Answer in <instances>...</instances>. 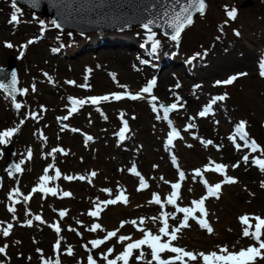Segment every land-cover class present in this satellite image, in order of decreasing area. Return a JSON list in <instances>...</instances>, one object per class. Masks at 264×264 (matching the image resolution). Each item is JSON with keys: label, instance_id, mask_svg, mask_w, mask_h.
<instances>
[{"label": "rangeland", "instance_id": "obj_1", "mask_svg": "<svg viewBox=\"0 0 264 264\" xmlns=\"http://www.w3.org/2000/svg\"><path fill=\"white\" fill-rule=\"evenodd\" d=\"M225 6L237 10L235 20L226 16ZM13 14L18 17L15 22L11 21ZM103 33L116 34L119 40L112 42L118 44L101 45L104 37L100 34ZM29 40L34 42L28 44ZM153 41L159 42L155 51L152 50ZM6 43L13 47H6ZM197 54L200 56L192 59ZM262 57L264 0H206L205 14L194 18L193 24L181 33L179 41L141 27L74 36L62 32L45 16L17 4L13 7L11 0H0V67L13 62L19 91L18 98L13 100L0 90V132L18 128L7 143L0 144V247H5V252L0 254V264H43V260L55 264L57 259L61 264H87L89 254L97 264H106L101 259L102 253L113 248L109 259H114L123 251L124 245L117 243L120 235L136 240L142 238V232L125 224L117 237L96 249L89 241L102 239L107 231L119 228L121 221L137 220L139 224L141 217L145 218V223L139 226L157 233L162 225L148 218L158 217L161 211L173 213L175 207L165 203L161 209L159 205L149 204L152 194H159L163 201L171 192L170 184L179 180L178 170L183 171L185 179L180 182L181 199L177 205L191 206L192 200L206 194L200 178H193L194 170L202 169L209 160L226 165V174L238 182L224 185L219 199L210 197L205 201L206 219L213 228L211 234L190 220L191 227L178 234L173 246L193 253L218 252V246H226L234 252L250 245L258 247L254 239L242 235L245 226L238 217L247 214L264 218V188L261 187L264 172L251 163L253 157L264 159V152L252 153L243 147L237 151L228 136L233 134L240 121H245L249 140H255L264 149V130L259 124L264 121V78L256 77L252 66L256 63L258 67ZM227 63H237L239 67L235 65L231 68L233 71L219 67V64ZM240 72L247 75L232 85H215L217 80ZM149 76L156 78V88L160 86L170 93L168 98H158L155 102L157 112L152 111L149 95L140 100L126 97V93H137L146 86ZM85 84L88 87H81ZM23 89L27 92L22 94ZM113 92L125 95V98L101 101L96 105L86 103L68 120L58 121L72 106L68 97L86 99ZM225 94L227 98L217 101L207 117L197 115L212 98ZM177 97L183 107L170 112L169 120L182 138L166 150L170 128L168 121L163 120L159 106L176 103ZM142 100L147 101L146 108L136 104L143 103ZM16 103L21 105L19 109L15 107ZM121 114L129 127L123 141L118 136L123 126ZM33 115L37 118L33 119ZM157 115L161 119H156ZM135 116L140 118L133 119ZM190 117L195 119L190 120ZM190 123L195 127L185 131ZM62 126H65L63 130ZM200 127L202 131H199ZM88 135L93 139L85 143ZM201 139L212 140L213 144L204 147ZM236 142L244 143L239 137ZM218 145L222 146L219 150ZM6 147L14 150L18 163L24 160L23 170L12 177L6 172ZM53 148H61L67 155L53 153L47 156ZM29 150L31 159H27ZM244 155H249L248 164L242 161ZM173 156L176 166L172 164ZM237 162L240 166L233 168ZM49 164L54 165L49 175L54 176L56 169L61 172L59 179L47 185L57 188V195L32 193L30 200L25 202L23 196L31 193ZM133 166L144 177L148 188L137 191L139 178L130 172ZM93 171L97 173L95 177L90 175ZM67 175L84 176L85 179L68 181L63 178ZM203 175L213 185L223 179L218 173ZM16 189L21 195L14 196L19 202L13 204L8 196ZM101 189H109L111 194ZM120 190L128 197L127 205H109L99 218L86 215L87 210H94L97 202L114 198ZM64 191L72 195L62 197ZM9 206L15 208L14 213L7 210ZM116 209L122 210L121 213L111 214ZM60 211H66L67 215L61 218ZM36 215H40L45 223L36 221ZM176 215L177 220L169 218L170 226L177 225L183 217L182 213ZM29 219L33 221L31 226L26 223ZM8 223L13 227L5 237L2 229ZM93 223L101 224L105 231H87ZM52 224L60 226L59 235L50 227ZM69 228L75 231H69ZM58 239L60 249L56 251L53 246ZM261 240H264V229ZM69 247L73 250L72 256L66 254ZM143 251L144 258L138 261L135 257L140 250H134L129 264L151 261V250L144 246ZM160 255L165 260L175 256L169 252ZM187 264H202V261ZM255 264H264V259L258 257Z\"/></svg>", "mask_w": 264, "mask_h": 264}, {"label": "snow or ice", "instance_id": "obj_2", "mask_svg": "<svg viewBox=\"0 0 264 264\" xmlns=\"http://www.w3.org/2000/svg\"><path fill=\"white\" fill-rule=\"evenodd\" d=\"M33 3H38V0H33ZM177 5L179 6L177 8ZM13 7H15V0H13ZM206 9V0H186V2L182 3L181 0H175V4L172 6L171 11L169 9H165L163 12V17H166L165 23L167 26L172 30L171 34V40L173 41H179V38L181 36L182 31L188 26H191L193 24V14L198 13L200 15L205 14ZM17 11H19L17 9ZM226 16L230 20H235L237 17V10L235 8L228 9L227 6H225ZM18 20L17 15L13 14L11 16V21L15 22ZM153 21L149 20L147 24L144 25V27L147 29L149 27V24H152ZM227 23V21L225 22ZM58 27V25H57ZM149 31H151L149 29ZM237 36H239V33H236ZM151 39V37H150ZM34 41L29 40L27 43L32 44ZM159 42L153 41L152 43V50L155 51L158 47ZM6 47H13L11 43H6ZM22 47H26L22 46ZM200 54H197L192 59H196ZM259 68V75L264 78V57H262L258 63ZM247 73L240 72L236 73L234 75L229 76L225 80H217L215 82L216 86L220 85H232L234 82H236L240 77L246 76ZM87 79V77H85ZM68 84H74V81H66ZM15 84H16V74L12 73V81H11V91H15ZM156 85V80L152 79L148 81L147 85L142 87L138 93L132 94V93H126V97L131 100H140L144 99L145 97L142 94H148L150 96V103L152 107L153 112H157V105L156 101L158 98L154 95H151L153 87ZM179 87V84L176 85ZM81 87H88L87 84L81 85ZM126 87V86H125ZM0 88H5L4 84H0ZM35 91V88L32 89ZM27 92V89L21 90V93ZM125 95H122L120 93H112L109 95L104 96H93L88 97L86 99H76L73 97H68L69 103L72 105L68 109V114L58 118L59 120H68L70 116L73 115V113L77 112L80 107L85 105L86 103H91L93 105H96L100 103L101 101L108 102L110 100H116L119 101L121 99H124ZM226 94L221 96H216L211 99V101L203 107L201 111L198 112V116L201 118L207 117L211 112L213 105L217 103V101H223L225 100ZM176 103H172L168 106H165L161 104L160 110L163 111V120L168 121V126L170 128V131L167 133V139L165 141V148L168 150L171 146H174V141L177 139H181L179 131L175 127L172 126L171 120H169V113L173 112L178 109V107H183L182 104H179L180 98H176ZM15 107L19 109L21 105L19 103L15 104ZM33 119H36L37 117L35 115L32 116ZM135 117H133L134 119ZM156 119H161L159 115H157ZM191 119H195V117H190ZM121 120L123 126L120 128L118 136L120 141H123L125 137V133L129 131L128 123L126 120L123 119V114H121ZM23 123V121H21ZM65 126H62V130ZM195 127L194 124H188L185 128V131H187L190 128ZM246 128V122L240 121L233 132V134L228 136V140L233 144L234 148L237 151H241L243 148H249L252 153H256L258 151L264 152V149H261L260 146L257 144L255 140H249L248 133L245 131ZM18 131V128H11L6 131L0 132V144H5L8 142V140ZM72 131H78L77 129H72ZM239 137L241 141H243V145L236 142V138ZM196 138V137H194ZM93 139L92 136L88 135L85 137V143L88 141H91ZM201 144L204 145V147H207L209 145L213 144L212 140H203L201 139ZM188 147H191V145H188ZM222 147L220 145L217 146V149ZM53 153H61L63 155H67V153L61 149V148H53L51 152L47 153V156H52ZM32 153L31 150H29L27 154V159H31ZM242 161L244 164L249 163V155H244L242 157ZM24 163V160H21L20 163L15 164L14 170L15 172L19 173L23 169L21 168V164ZM251 163L259 168L261 172H264V159L253 157L251 159ZM172 164L176 166V158L175 156L172 157ZM240 166V162H237L236 164L232 165L233 168H237ZM54 167L53 164L47 165V167L44 168L43 174L39 176V182L36 186H34L31 189V193L29 195H24L23 200L27 202L31 198L32 193H44L45 195L51 194L52 196H56L58 189L54 187H48V183L50 181H54L56 179H59L61 177V172L59 169L55 170V175L51 176L49 175V170ZM156 167L155 165L153 166ZM178 167V166H177ZM226 168L227 166L224 164L215 163L214 161L209 160V163L205 165L202 169H195L194 170V176L200 178V183L203 184L204 188L206 189V194L201 196L199 199H195L191 201V206H185L180 207L177 205V201L181 199V181L185 179V173L183 171L178 170V176L179 180L178 182L171 183V192L166 196V198L162 201L161 197L157 193L152 194L151 200L148 201L149 204H156L161 207V209L164 207V204L172 205L175 207V212L168 213V212H160V215L158 217H149L153 223L159 221L162 226L158 228L157 233H153L151 230L140 227L139 225H143L145 223V218L141 217L139 219V224L137 220H131V221H121L119 228L107 231L106 235L102 239H94L89 241L93 249L98 248L99 246L105 244L107 241L111 240L114 237H117V233L119 232L120 228H123L125 224H131L134 227L137 228V231L142 232V238L133 240L131 236H125L120 235L117 238V243L123 244L124 248L121 253L115 256L114 259H109V256L113 253L114 249L109 248L106 253L101 254V259L106 261V264H117V261H122V264H129L130 258H132L133 251L134 250H140V254L135 257L136 260H141L144 258V251L143 247L146 246L148 249L151 250V261H148L147 264H152L153 261H155V264H176L177 261L180 262V264H187L189 261H202V264H255L257 258L264 259V240H261L262 235V229H264V218L259 216H249L245 214L244 216L238 217L239 222L244 225L245 227L242 230V235L244 237H249L251 239H254L257 244V246H249L248 248L240 249L238 252L229 251V249L226 246H218L219 251H212L209 253H193L191 251H186L182 247H176L173 246L172 242L178 239V234L186 228L191 227L189 221H195V223L201 228L206 230L209 234L213 232V228L210 226L208 220L206 217L208 216L207 209L205 207V201L208 200L210 197H214L215 199H219L222 193V188L224 185H231L235 184L238 181L234 177H230L226 174ZM130 172L134 174L136 177L139 178V187L137 188V191L144 190L148 188V184L145 181L144 177L136 170L135 166H133L130 169ZM207 172H213L218 173L220 176L223 177V179L217 183L210 184L207 179L204 178V173ZM13 173L12 171H9V175L11 176ZM91 177H95L97 173L95 171L91 172ZM65 180L72 181L74 179L84 180V176H72L67 175L63 177ZM163 180V177H161ZM91 182V181H89ZM165 183H169L165 181ZM261 187L264 188V181L261 182ZM101 191H104L106 193L111 194V190L109 189H101ZM191 191V189H189ZM21 193L19 192V189L14 190L13 193H10L8 196L9 201H12L13 204L18 203L19 201L14 199V196H20ZM62 197H70L72 193L68 191L62 192ZM117 203H123L127 205L128 203V197L124 194L123 190H120L117 195H115L112 199H107L104 201H99L95 204L94 210H90L87 215L94 218H99L100 214L104 209L109 205H116ZM10 213L15 212V208L12 206H9L7 209ZM199 213V216L196 215V213ZM176 213H182L183 217L179 219L178 224L175 226H170L168 223L169 218L172 220H177L178 217ZM30 214V213H26ZM66 211H60L59 216L63 218L66 216ZM36 221H39L41 223H45L42 220V217L40 215H36L34 217ZM252 221H255L253 224ZM28 226H31L33 221L32 219H29L27 222ZM79 224L80 222L77 221ZM13 225L11 223H8L6 227L2 229L3 236L7 237L10 233V230L12 229ZM54 229V231L59 235L61 228L58 224H52L50 225ZM171 228V230H170ZM253 231H250V229H253ZM105 231L102 228V225L99 223H93L89 228H87V231L90 232H96V231ZM69 231H75V229L69 228ZM79 235V233H78ZM163 237H167V240H163ZM125 241H130L127 244H124ZM54 250L59 251L60 249V240L58 239L56 243L54 244ZM86 247V246H85ZM39 252L40 250L37 249ZM5 252V247H0V254ZM174 253L175 256L170 257L169 259H162L161 253ZM67 255L72 256L73 250L71 247L67 249L66 252ZM186 258V259H185ZM43 264H52L49 260H43ZM55 264H61L60 260L57 259ZM87 264H97V261L93 258V255L89 254L87 256Z\"/></svg>", "mask_w": 264, "mask_h": 264}, {"label": "water", "instance_id": "obj_3", "mask_svg": "<svg viewBox=\"0 0 264 264\" xmlns=\"http://www.w3.org/2000/svg\"><path fill=\"white\" fill-rule=\"evenodd\" d=\"M181 2L184 3L186 0H181ZM15 3L47 16L59 28L77 34L124 30L131 27L145 28L144 25L149 20L153 23L149 24L147 29L168 37L172 34V30L165 23L167 18L163 17V12L166 8L171 11L175 0H38L35 4L33 0H15ZM197 15L200 14H193V20ZM13 72L16 74L12 62L0 68V84L5 85V88L0 89L16 99L18 96L17 76L15 91H11ZM6 157L8 173L12 171L11 176H13L17 174L13 167L17 164L14 151H6Z\"/></svg>", "mask_w": 264, "mask_h": 264}, {"label": "bare ground", "instance_id": "obj_4", "mask_svg": "<svg viewBox=\"0 0 264 264\" xmlns=\"http://www.w3.org/2000/svg\"><path fill=\"white\" fill-rule=\"evenodd\" d=\"M106 34H108V35H106ZM101 36L100 37H104L103 38V40H102V43H101V45H112V44H118V43H114V42H112V40H114V41H116V40H119L118 38H116L117 36H116V34H114V33H103V34H100ZM93 44H96V43H93ZM256 63H254L252 66L254 67V69L255 70H253V74H255L256 75V77H258V76H260L259 75V70H258V67H257V65H255ZM237 66V68L239 67V64H237V63H227V64H219V67L221 68H223V70H226V71H233L231 68H235L234 66ZM256 68H257V70H256ZM146 75H147V73H145ZM142 75H144V74H142ZM145 77V76H144ZM137 78H139V77H137ZM152 79H155L156 80V78L155 77H152V78H150V76L148 77V79L146 80V85H147V83H148V81H150V80H152ZM45 87V86H44ZM119 91L121 92V90L119 89ZM113 93H116V92H113ZM138 93V92H137ZM132 94H135V93H132ZM156 95V97L157 98H168V96L170 95V93L169 92H166V90H164L162 87H157L156 88V85L153 87V89H152V93H151V95ZM143 96H146V95H148V94H142ZM180 94L178 93V96H179ZM142 102L143 103H136V104H139L140 106H142V107H144V108H146V100H142ZM187 106H189L188 105V103H187ZM191 106V105H190ZM151 115H153V116H156L155 115V113H153L152 111H148ZM135 118L136 119H139L140 118V116H135ZM260 125H261V127L263 128V130H264V121H262V122H260L259 123ZM224 127H225V125H224ZM221 129H223V128H221ZM225 129H226V127H225ZM224 130V129H223ZM3 131H6V130H3ZM2 130H1V132H3ZM199 131H202V127H200L199 128ZM127 135V133H125V136ZM121 211L122 210H120V209H116L114 212H112L111 214H118V213H121ZM89 212V210H87L85 213H86V215H87V213ZM52 228V227H51ZM53 229V228H52ZM135 235V233L134 232H132V236H134ZM86 261H87V257H86ZM86 261L84 260L83 262L84 263H86ZM79 263V262H78ZM80 264V263H79Z\"/></svg>", "mask_w": 264, "mask_h": 264}]
</instances>
